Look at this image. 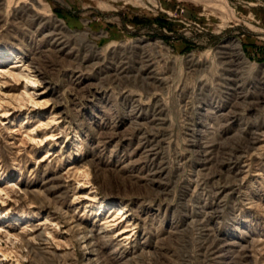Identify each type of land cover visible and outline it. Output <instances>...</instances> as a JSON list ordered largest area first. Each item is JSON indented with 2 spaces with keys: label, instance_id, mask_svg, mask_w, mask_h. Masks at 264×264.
I'll return each instance as SVG.
<instances>
[{
  "label": "rangeland",
  "instance_id": "1",
  "mask_svg": "<svg viewBox=\"0 0 264 264\" xmlns=\"http://www.w3.org/2000/svg\"><path fill=\"white\" fill-rule=\"evenodd\" d=\"M0 264H264V0H0Z\"/></svg>",
  "mask_w": 264,
  "mask_h": 264
},
{
  "label": "bare ground",
  "instance_id": "2",
  "mask_svg": "<svg viewBox=\"0 0 264 264\" xmlns=\"http://www.w3.org/2000/svg\"><path fill=\"white\" fill-rule=\"evenodd\" d=\"M21 76H23V75H21ZM24 77H26L27 79L29 78L28 76H24ZM103 207H104V206H103ZM103 207H102V205H101V209H102Z\"/></svg>",
  "mask_w": 264,
  "mask_h": 264
}]
</instances>
